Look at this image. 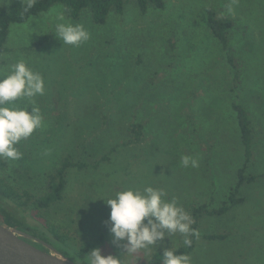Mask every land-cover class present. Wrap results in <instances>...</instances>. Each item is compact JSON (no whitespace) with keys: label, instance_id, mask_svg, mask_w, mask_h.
I'll return each instance as SVG.
<instances>
[{"label":"rangeland","instance_id":"374dc122","mask_svg":"<svg viewBox=\"0 0 264 264\" xmlns=\"http://www.w3.org/2000/svg\"><path fill=\"white\" fill-rule=\"evenodd\" d=\"M163 2V7L149 6L141 13L128 1L121 14L110 13L100 25L87 12L79 19L68 18L62 5L54 4L10 26L0 76L24 60L43 77L45 90L7 105L29 110L35 105L42 116L41 126L15 146L21 158H5L9 164L1 174L7 181L19 192L38 195L46 172L63 152L93 162L118 146L97 167L68 169L64 198L34 210L44 222L32 211L25 214L10 205L6 209L23 220L18 229L78 264H87L91 252L80 254L79 246L100 233L102 255H121L123 264H148L152 252L183 245V236L166 234L150 250L122 254L127 241H117L111 233L106 200L130 187L142 191L152 186L164 189L165 199L175 198L185 211L199 203L218 206L243 161L235 103L252 118L247 172L258 175L240 187L241 204L220 217L199 220L196 246L186 255L191 264H264V0ZM210 11L233 20L228 37L236 67L207 28ZM59 22L82 24L89 39L76 46L64 44L55 35ZM43 35L48 40L40 47L26 49ZM131 122L143 125L141 141L121 147ZM185 155L197 159L198 167H184ZM45 222L60 227L58 236L67 233V240L48 234L53 230ZM213 232L226 236H203ZM75 251L80 255L74 256Z\"/></svg>","mask_w":264,"mask_h":264},{"label":"trees","instance_id":"16d2710c","mask_svg":"<svg viewBox=\"0 0 264 264\" xmlns=\"http://www.w3.org/2000/svg\"><path fill=\"white\" fill-rule=\"evenodd\" d=\"M128 1H133L141 13H145L149 6L154 8H161L164 5L163 0H35L34 6L31 9L25 11L26 1L12 0L8 5L0 4V55L6 50V42L10 26L14 23L26 22L30 17L38 15L48 10L54 4L62 5L64 14L71 19H79L83 13H88L91 21L96 24H104L110 13L121 14L124 10V6ZM233 20L225 15L219 16L216 12L210 11L207 14L206 25L210 34L218 40L222 45V49L227 53L226 57L233 67H236L235 59L230 54L229 47V31L232 27ZM46 40L47 35L41 36L39 39L33 41L26 49H33L40 47ZM235 78L238 79L237 75ZM232 109L236 115L237 127L239 130V138L243 146V161L240 166L237 167L235 172V181L229 187L228 194L218 206H210L207 203H199L192 205L186 210L192 217L194 223L191 225L193 229L197 230L199 220L203 217H220L225 215L232 207L241 204L244 201V197L239 194V189L244 183L251 182L256 179L258 174L247 172L248 162L251 156V146L254 139V128L252 126V118L250 113L241 105L232 103ZM127 140L119 145L121 147H127L131 144H137L141 141L143 133V125L140 122H131L127 126ZM118 144L111 147L108 153H105L100 158L93 162H86L81 156L74 157L69 152H63L53 169L46 172L44 177V188L38 194L34 195L27 190L19 192L18 189L10 184L6 177L1 174L8 168V160L0 157V211L2 214L3 224L18 226L22 224L23 220L16 217L17 215L13 210L6 209L10 205L12 209L22 208L25 214L32 211V216L40 218L41 215L38 212L40 209H47L54 203L64 198V190L67 183V172L69 168H77L79 170L85 169L89 166L97 167L99 162L110 160L109 155L113 153L115 147ZM83 147V146H82ZM83 149H85L83 147ZM8 162V163H7ZM264 176V171L260 174ZM0 214V215H1ZM21 218V217H20ZM50 226L53 234L57 238L66 241L68 238L67 233H63L62 236H58V230L60 227L49 222H45ZM56 231V232H55ZM47 234V233H46ZM67 236V237H66ZM206 239H222L226 236L225 233H207L203 235ZM192 240L191 246L185 244L180 245L172 250L178 254H188L196 246L197 237L189 236ZM104 240L103 234H98L94 237L85 240V242L79 246L78 251L80 254L91 251L93 248H101ZM78 251L74 252V256L80 255ZM163 251L156 250L151 253L148 259V264H163ZM79 257V256H78Z\"/></svg>","mask_w":264,"mask_h":264},{"label":"clouds","instance_id":"9594fccd","mask_svg":"<svg viewBox=\"0 0 264 264\" xmlns=\"http://www.w3.org/2000/svg\"><path fill=\"white\" fill-rule=\"evenodd\" d=\"M35 0H26L25 11L34 6ZM64 21L63 15L57 17ZM55 35L64 44L79 45L89 39V33L82 24L59 22L55 24ZM43 77L19 60L10 66L7 75L0 76V157L17 160L22 153L15 147L26 139L42 124L40 108L7 106L18 98H32L44 93ZM184 167H198V160L189 156L181 157ZM167 193L162 188L145 186L143 190L127 188L117 191L114 197L106 200L110 207V231L115 240H126L122 254L133 255L141 250H150L156 241L166 234L179 233L183 243L191 246L189 236L199 237L193 229L191 215L176 202L166 200ZM147 218V223L143 221ZM154 218V219H153ZM160 229H166L167 233ZM163 264H191L190 257L172 249L163 251ZM87 264H123L121 255H102L95 247L88 255Z\"/></svg>","mask_w":264,"mask_h":264},{"label":"water","instance_id":"95a60500","mask_svg":"<svg viewBox=\"0 0 264 264\" xmlns=\"http://www.w3.org/2000/svg\"><path fill=\"white\" fill-rule=\"evenodd\" d=\"M32 239L49 248L43 251L28 243ZM0 264H76L70 258L30 234L0 222Z\"/></svg>","mask_w":264,"mask_h":264},{"label":"flooded vegetation","instance_id":"af4514ba","mask_svg":"<svg viewBox=\"0 0 264 264\" xmlns=\"http://www.w3.org/2000/svg\"><path fill=\"white\" fill-rule=\"evenodd\" d=\"M0 222H2L1 220H0ZM6 225V224H5ZM12 226V225H11ZM14 227H16V228H20L19 226H14ZM21 229V228H20ZM23 230V229H22ZM28 243H30V244H32V245H34L35 247H37V248H39V249H41V250H43V251H49V250H46V249H44L43 248V246L42 247H40L38 244H36L32 239H25ZM69 258V257H68ZM72 261H74L76 264H78L77 263V261H75V259H73V258H70Z\"/></svg>","mask_w":264,"mask_h":264}]
</instances>
